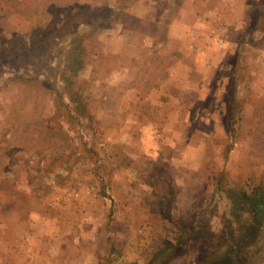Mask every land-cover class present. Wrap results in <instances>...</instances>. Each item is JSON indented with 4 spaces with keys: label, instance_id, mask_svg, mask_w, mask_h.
Here are the masks:
<instances>
[{
    "label": "rangeland",
    "instance_id": "1",
    "mask_svg": "<svg viewBox=\"0 0 264 264\" xmlns=\"http://www.w3.org/2000/svg\"><path fill=\"white\" fill-rule=\"evenodd\" d=\"M113 1H0V264H264V0L181 100Z\"/></svg>",
    "mask_w": 264,
    "mask_h": 264
},
{
    "label": "crops",
    "instance_id": "2",
    "mask_svg": "<svg viewBox=\"0 0 264 264\" xmlns=\"http://www.w3.org/2000/svg\"><path fill=\"white\" fill-rule=\"evenodd\" d=\"M106 2L110 9L123 10L116 1ZM242 8L237 0H132L125 11L140 25L129 26L119 18L105 27L106 39L112 41L108 46L103 40L107 44L104 52L118 54L126 68L146 58L150 71L159 77L153 88L176 89L181 100L192 86L193 59L209 63L208 71L211 69L213 60L224 55L225 51L219 53L216 47L224 43L226 27L241 19ZM151 25L153 29L148 27ZM93 39L98 43L101 38Z\"/></svg>",
    "mask_w": 264,
    "mask_h": 264
}]
</instances>
